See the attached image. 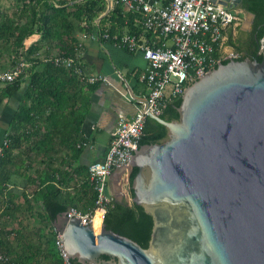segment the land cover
<instances>
[{"label": "water", "instance_id": "water-1", "mask_svg": "<svg viewBox=\"0 0 264 264\" xmlns=\"http://www.w3.org/2000/svg\"><path fill=\"white\" fill-rule=\"evenodd\" d=\"M181 98L178 120L149 112L168 136L139 143L128 170L133 203L153 218L148 248L68 210L53 226L71 264H264V60L220 63Z\"/></svg>", "mask_w": 264, "mask_h": 264}, {"label": "trees", "instance_id": "trees-1", "mask_svg": "<svg viewBox=\"0 0 264 264\" xmlns=\"http://www.w3.org/2000/svg\"><path fill=\"white\" fill-rule=\"evenodd\" d=\"M17 1V6L22 8L21 15L23 17L26 16L28 22L25 24L6 16L5 20L0 22V42H6L9 46H12V55H14L16 61L18 62L21 58H24L28 62L29 68L26 70V78L24 75L18 81L5 85L3 88L4 92L0 94V104L3 102L4 95L12 98L20 93L25 83H27L25 96H27L28 101L22 104L11 132L6 136V139L10 140V147L3 150L4 170L0 172V190L2 192L7 190L6 185L13 173L11 167L17 165L18 159H23V157L27 161L26 150L21 151L19 155H14V150L19 148L24 142L31 143L33 136L49 129L48 122L69 104L72 93L66 89L68 84L81 85L74 72L57 65L54 57H46L45 59L39 57L41 49V45H38L39 42L40 44L44 43L42 46H45V44H60L61 50L59 54L68 58L75 56L77 53L78 45L80 44V41L74 37L77 32H81V34H97L101 40H109L116 43L114 37L122 36L127 28L131 33L141 30L140 26H136V17L132 13H128L122 4H116L113 10L106 13V0ZM243 9L255 15V34L257 36H254L253 44L249 49L233 42H231V45L241 54L240 59H245L246 56L250 55L252 59H257L261 62L264 60V51H261L262 40L264 39V0H243ZM104 13L106 15L101 18V23L97 25L96 20ZM29 16H33V22H30ZM34 34H40L41 39L37 44L26 49L25 40ZM106 35L109 37L105 38ZM244 52H247L246 56H243ZM15 64L13 63V65ZM79 91L77 90L76 92ZM181 104L182 98L169 102L160 116L169 122L178 120V109ZM76 105L75 103L72 109H75ZM75 113L73 112V114ZM72 130L74 131V128ZM167 136L168 130L164 125L148 118L144 136L140 140V146L161 143ZM85 141L83 139L78 143L80 144L79 152H81ZM78 144L75 145V148ZM137 173L138 169L135 168L129 181L132 197H134L132 182ZM73 174L77 175V172H73ZM46 175L44 179L38 180L34 184L36 190L33 198L37 201L38 198L36 196H40L42 200L40 207L42 213L39 214V222L33 229H40L41 223H44L47 228V234H43L41 239H45V243L22 245L20 252L12 260L8 254L0 252L7 257V262L0 264H63L56 245L57 234L53 226L55 219L58 215L74 207L85 214L93 213L96 209L97 193L94 183L89 177L88 169L84 168L82 171L79 190H76L77 187H74L73 190L71 187V184H77L74 182L77 180V176H73L72 172L68 171L66 174L47 172ZM67 184L70 185V188L63 190V186ZM6 207V209L9 208L8 210L14 207L10 198L6 203ZM106 208L107 213L104 224L109 230L129 237L142 247L148 248L153 229L152 216L135 203L132 205L119 203L115 199L108 203ZM1 228L0 225V230ZM2 233L0 232V234ZM22 233H24L22 230L14 233L17 235L19 242L21 241ZM5 244V241L0 240V248ZM8 252H12V247L9 248ZM103 259H108V257L104 256ZM73 263L79 264L74 260Z\"/></svg>", "mask_w": 264, "mask_h": 264}, {"label": "crops", "instance_id": "crops-1", "mask_svg": "<svg viewBox=\"0 0 264 264\" xmlns=\"http://www.w3.org/2000/svg\"><path fill=\"white\" fill-rule=\"evenodd\" d=\"M117 1L106 0L107 11L112 3L121 4ZM150 1L166 4L171 0ZM216 3L223 5L219 0ZM236 11L240 13L241 21L226 31L222 53L236 51L231 42L238 41L240 32L250 30L252 16L245 10ZM96 23L97 25L101 23V19H97ZM74 37L83 44L82 54L88 71L91 74L106 77L107 81L90 86L68 84L66 88L68 92L82 96L81 100L78 99L74 111L68 105L65 109L62 108L59 114L48 122V130L33 136L31 143L24 142L14 150V155H19L21 151L26 150L27 161L25 157L18 159V164L11 167L13 173L6 185L7 190L5 192L0 190V195L5 196V199H0V225L2 227L0 231L2 232L12 230L13 233H17L21 229L35 227L38 223L36 220H39V214L42 213V210L36 209L35 205L37 202L41 204L42 200L40 196H36L37 201L30 198L28 189L34 187L38 180L44 179L47 172L61 174L72 172L73 176H77V180L74 181L77 184H71V187L73 190L77 187L79 190L83 169H88L93 162L105 159L119 121L131 120L135 115L136 106L143 103L141 99L147 94L142 75L146 72L148 62L141 54H132L109 40H84L81 32H77ZM40 39V34L32 35L25 40V48L28 49L37 44ZM56 44L42 46L44 43L39 42L38 45H41L39 57L45 59L56 56L60 52L55 50ZM9 59L12 63L5 65L6 72L11 70L13 63L17 62L14 55ZM4 87L0 84V94L4 92ZM26 88L27 83L24 84L20 93L12 98L4 95L3 102L0 104V172L4 170V141L11 132L22 104L28 101L25 96ZM77 90L80 91L76 92ZM131 92L138 99L131 96ZM72 111L76 113L73 114ZM83 139L86 141L79 152L80 144L78 143ZM76 144L78 146L75 148ZM73 172H77V175ZM123 173V171H117L110 179L109 193L115 199L122 193V181H125ZM63 188V190H68L70 185L67 184ZM9 198L14 204L11 210L6 209Z\"/></svg>", "mask_w": 264, "mask_h": 264}, {"label": "built area", "instance_id": "built-area-1", "mask_svg": "<svg viewBox=\"0 0 264 264\" xmlns=\"http://www.w3.org/2000/svg\"><path fill=\"white\" fill-rule=\"evenodd\" d=\"M128 13L136 17V26L141 30L131 33L127 28L122 36H116V44L133 54H141L148 62L142 81L146 84L148 105L139 103L131 120H120L103 161L88 166V173L97 193L96 209L93 213H83L70 208L69 217L92 222L96 213L102 218L107 213V204L114 200L109 193L110 178L117 171L128 177L132 157L144 136L149 112L161 115L169 102L180 99L185 90L196 80L215 69L220 63L240 60L236 51L222 53L225 33L240 23L241 16L213 0H171L166 4L152 3L150 0H118ZM111 4L108 12L114 9ZM107 12V13H108ZM106 15V14H105ZM102 15L98 20H100ZM82 39L100 40L97 34L82 33ZM109 36L106 35L105 38ZM82 43L75 56L65 58L54 56L57 65L72 70L77 80L84 86L95 85L107 78L91 74L82 54ZM264 49L262 40L261 51ZM29 64L21 58L8 72H0V84L14 83L26 75ZM132 100V98H129ZM10 147V140L4 141L3 149ZM36 187L28 189V196L35 197ZM5 199L0 195V199ZM56 245L63 264H71L63 247V237L56 232ZM7 257L0 253V263Z\"/></svg>", "mask_w": 264, "mask_h": 264}, {"label": "rangeland", "instance_id": "rangeland-1", "mask_svg": "<svg viewBox=\"0 0 264 264\" xmlns=\"http://www.w3.org/2000/svg\"><path fill=\"white\" fill-rule=\"evenodd\" d=\"M74 1V0H70ZM18 1L17 0H0V22L5 20L6 16L10 17L11 19H17L16 21H21L22 23H27V17H23L21 15V9L19 6H17ZM108 12V11H107ZM106 12V13H107ZM32 13V12H29ZM104 13L103 15H105ZM30 15V14H29ZM2 16V17H1ZM30 17V22H33L32 20L34 19L33 16ZM37 30V29H35ZM54 47V46H53ZM60 44L55 46L56 51H60ZM3 54V57L0 58V72H6L5 65L8 64L10 65L12 63V60L9 58H12V46H9L8 43L6 42H0V56ZM72 93V92H71ZM71 98L69 100V107L72 108L75 103H78V99L81 100L82 96L77 95V94H71ZM74 111V109H72ZM124 176V174H123ZM125 181H122V193L120 194V199L127 201L130 205L133 204L132 201V196L130 194V183L128 180V177H124ZM77 190V189H76ZM110 191V188L108 189ZM113 197V195H112ZM36 209L41 210V204L39 202L36 203L35 205ZM81 207V205H79ZM75 208V207H74ZM77 210L80 211V209L77 208ZM82 212V211H81ZM6 222V221H5ZM36 222H39V220ZM41 222V221H40ZM6 224H8L6 222ZM34 224V223H32ZM42 225L40 226V229L35 230L33 228H24L21 229L24 233H22V238L21 241L17 239V235L12 232V230H5L3 231L2 234H0V240L5 241V245L0 248V252H4L5 254H8L9 257L12 259H15L17 256V253L20 252V248L22 245L27 246V245H39L40 242L45 243V239H41V236L43 234H47V228L44 225V223H41ZM10 225V224H9ZM2 232V231H0ZM8 233V234H4ZM20 244H19V243ZM12 247V252H8L9 248Z\"/></svg>", "mask_w": 264, "mask_h": 264}, {"label": "flooded vegetation", "instance_id": "flooded-vegetation-1", "mask_svg": "<svg viewBox=\"0 0 264 264\" xmlns=\"http://www.w3.org/2000/svg\"><path fill=\"white\" fill-rule=\"evenodd\" d=\"M242 7H243V1H242ZM250 24H251L250 30L249 31L247 30L246 32H240L238 35V41L236 42L237 45L248 49L251 48V45L253 44L252 40H254V36L255 37L257 36V34H255V18L252 19ZM246 54L247 52H244L243 56H246ZM247 57H250V55L246 56V58Z\"/></svg>", "mask_w": 264, "mask_h": 264}, {"label": "bare ground", "instance_id": "bare-ground-1", "mask_svg": "<svg viewBox=\"0 0 264 264\" xmlns=\"http://www.w3.org/2000/svg\"><path fill=\"white\" fill-rule=\"evenodd\" d=\"M102 223H103L102 214L101 212H98L95 214V216L93 217V221H92V225L94 227V231L96 234L98 233Z\"/></svg>", "mask_w": 264, "mask_h": 264}]
</instances>
